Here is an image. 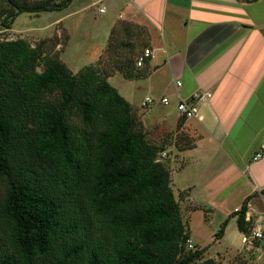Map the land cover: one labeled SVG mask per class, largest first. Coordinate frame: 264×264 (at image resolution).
Masks as SVG:
<instances>
[{
  "label": "trees",
  "instance_id": "trees-1",
  "mask_svg": "<svg viewBox=\"0 0 264 264\" xmlns=\"http://www.w3.org/2000/svg\"><path fill=\"white\" fill-rule=\"evenodd\" d=\"M72 1L0 0V26ZM135 28L115 25L105 55L141 42L146 34ZM146 48L132 50L135 67L120 69L126 79L148 76L150 61L136 64ZM99 70L74 73L40 45L0 35V264H222L206 255L209 246L188 249L171 160L160 158L178 137L151 141L132 103ZM250 199L229 217L241 232L249 230Z\"/></svg>",
  "mask_w": 264,
  "mask_h": 264
},
{
  "label": "crops",
  "instance_id": "crops-1",
  "mask_svg": "<svg viewBox=\"0 0 264 264\" xmlns=\"http://www.w3.org/2000/svg\"><path fill=\"white\" fill-rule=\"evenodd\" d=\"M62 12L75 27L94 13L103 34L95 56L120 22L146 33L154 52L149 74L127 81L133 89L128 96L120 93L139 108L149 95L170 98L168 106L143 111V119L149 129L166 133L180 125L191 136L184 135L191 146L180 136L182 142L169 148L175 190L207 217L219 214L222 223L231 222L250 197L246 218L261 219L264 156H254L264 142V0H73ZM197 92L211 97L198 103V116L187 119L177 103ZM254 250L249 264H263L264 246Z\"/></svg>",
  "mask_w": 264,
  "mask_h": 264
},
{
  "label": "rangeland",
  "instance_id": "rangeland-1",
  "mask_svg": "<svg viewBox=\"0 0 264 264\" xmlns=\"http://www.w3.org/2000/svg\"><path fill=\"white\" fill-rule=\"evenodd\" d=\"M37 1L41 0H18V3L20 5H33ZM63 13L65 12L54 11L40 12L37 14H20L12 24V29H8V32L3 33L2 35L5 36L8 33L13 38H22L27 40L33 46L40 45L44 55L57 57L59 60L66 63L74 73L80 72L87 65L92 64L98 66L100 69L99 71L103 75H110L108 76L110 83L119 88L122 94L128 96V91L131 90L129 88L131 84L127 81L131 80L126 79L120 69L123 71L132 69L131 67L134 62L130 63L128 60L136 56L137 52L135 51H140L148 46L147 35L143 37L144 42H142L143 40L141 42L138 40L127 42L128 44L125 48L117 51L118 55L115 57H113L115 52L113 49H111V52H113L112 56H106L107 52L105 55L104 52L106 50V45L101 49V51L98 50V55L95 56L94 51L97 50L95 48L103 44V39L101 38L103 34L101 35V29L99 28L100 21L96 22L94 20L95 15L92 13L88 21H81L79 22V25H76L75 27V23L73 24V21L66 18L63 19ZM79 17L80 16H75L73 20L77 21L79 20ZM2 20L3 18H0V24ZM0 29L4 28L0 26ZM131 30L137 31V33H145L140 28ZM122 32H125V28L120 30L119 33L122 35ZM136 38L138 39L137 35ZM131 44L134 45L130 47ZM144 44L146 46H144ZM132 50L135 51L132 52ZM131 91H133V89ZM137 93L138 95L136 99L140 96L139 92ZM133 106L137 111L138 118L141 120L146 130H148L151 141L159 144L164 142L168 145L170 140L172 143L174 142L175 137H178L176 138L177 142H182L178 141L181 136L184 137L182 138L183 145L186 147L191 146V138L186 140L184 135H186V137L191 136H189L188 132H183L180 129L181 126L180 128L177 127V129H170L171 131L166 133L162 132V130L165 129L161 128L158 130V127L156 126L149 129L146 127L143 119L145 113L143 111H149V109H144L142 107L139 108L137 105ZM149 116L151 117L152 115L149 114ZM164 153L167 154L165 157ZM169 155H172V152L169 153L168 149V151L166 150L160 155V158L162 160H167L168 158L171 160ZM170 167L173 173V166L171 165ZM177 177L178 175L176 176V180ZM180 179L181 176L177 180V185L183 186L182 183L180 185L178 184L181 182ZM175 193L177 198L180 200L183 214L186 216L185 218L188 221L189 228L194 237L192 242L203 247L209 246V250L206 254L208 257L217 258L222 264H249L250 262H254L256 259V253H254L255 250L254 248H252V250H248L247 246H243L242 232H240V229L238 228L237 216L231 218V222L229 221L230 223H228L227 228L225 229L224 236L221 239H217L216 233L221 228L222 217L219 214L214 216L209 214L210 216L207 217L208 214L206 215L203 210H196L197 207L189 204L184 195L181 197L180 195L182 192L175 190Z\"/></svg>",
  "mask_w": 264,
  "mask_h": 264
},
{
  "label": "built area",
  "instance_id": "built-area-1",
  "mask_svg": "<svg viewBox=\"0 0 264 264\" xmlns=\"http://www.w3.org/2000/svg\"><path fill=\"white\" fill-rule=\"evenodd\" d=\"M100 12H105V8H100ZM8 32V29H0V35L3 33ZM154 56V52L151 48H146L142 54H140L137 58L136 64L137 67L142 68L144 67L147 60H151ZM178 86H181V81L177 82ZM211 97L210 93H201L197 92L193 94L190 98H180L177 104V108L181 115L187 119L193 118L198 116L199 107L198 103L201 101H206ZM171 101L169 97H155L152 95L146 96L142 100V107L144 109H150L156 105H170ZM167 154L164 153V157ZM264 156V142L262 143L259 151L255 154L254 160H259ZM247 222L250 224L249 230L246 232H242V244L243 246H247L248 250H252L254 246L262 245L264 246V214L261 219H257L253 222L252 218L248 217L245 218ZM253 222V223H252ZM188 249H195L194 243L192 240H188Z\"/></svg>",
  "mask_w": 264,
  "mask_h": 264
}]
</instances>
